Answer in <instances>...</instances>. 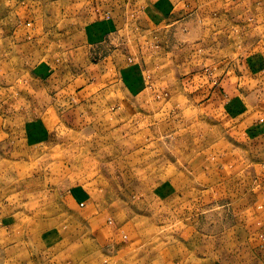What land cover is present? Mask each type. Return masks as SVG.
Returning <instances> with one entry per match:
<instances>
[{"label":"rangeland","instance_id":"1","mask_svg":"<svg viewBox=\"0 0 264 264\" xmlns=\"http://www.w3.org/2000/svg\"><path fill=\"white\" fill-rule=\"evenodd\" d=\"M26 8L48 34L35 73L56 80L29 96L22 67L0 71V264H142L199 219L198 250L235 261L239 211L219 205L244 158L209 101L241 54L264 59V0H0L5 34ZM106 57L113 75H88ZM98 219L132 255L93 240Z\"/></svg>","mask_w":264,"mask_h":264},{"label":"crops","instance_id":"2","mask_svg":"<svg viewBox=\"0 0 264 264\" xmlns=\"http://www.w3.org/2000/svg\"><path fill=\"white\" fill-rule=\"evenodd\" d=\"M30 11V8H26L27 18H23L17 12L18 24L16 22L12 25L10 30H6V34L3 27H0V71L1 68L7 66L22 67L18 78L25 74L26 79L33 82L32 86H28L29 96L32 95L31 89L35 88L36 81L50 82L49 79L55 74L53 72L35 73L36 66L49 65L48 62H34L35 58L32 53L36 47L46 48L45 41L48 34L38 22H35V25L31 22L32 20L28 18L31 17ZM33 20L36 21V19ZM9 42L14 46H11ZM10 47H14L15 50L11 51V57H7L6 48ZM113 66L114 63L107 57L97 64L90 62L88 69L91 72L88 75L98 74V72L103 75V72H106L109 73L110 78L113 75ZM234 66V69H223L219 78L223 80V85L230 88L224 93L214 91L209 101L214 100L216 104H220L218 117L220 121L226 123L225 126L224 124L220 126L224 131L229 130V133L234 135L231 137L242 150L244 158L243 168L240 167L236 171L239 175L235 183L231 184L227 181L224 189L221 190L222 193L229 195L230 190L235 189L236 198L226 205L219 206L223 207V210H238L240 222L237 223V220L235 219L236 222L234 220L236 230L226 237L236 242L235 261H229L228 253H221L219 264H264V201L261 200V189L264 188V59L248 52L241 54ZM44 72H47L46 68ZM50 80H56V77ZM2 103L3 100L0 97V127L3 121L1 114L6 113ZM43 112L53 116L49 106L43 109ZM56 113L57 111L54 110V114ZM49 116H45L46 119L43 120L44 122L41 121L40 126L50 128L47 124L51 125V123L45 122ZM228 120H230L229 127L227 126ZM230 171L226 173L231 174L232 171ZM221 188H223L222 185ZM208 190L204 192L207 193ZM204 207L206 209L207 206L204 205ZM203 221L199 219L188 226L184 229L185 232L174 236L172 241L159 243V249L154 251V255L152 251L141 252L139 257L142 264H212L210 252L204 250L203 246L200 250L197 248L198 241L206 242L207 238H211L200 232ZM108 222V220L98 219L97 223L92 225L93 240L106 244L114 255L125 257L132 255L134 240L127 237L125 228L111 227Z\"/></svg>","mask_w":264,"mask_h":264}]
</instances>
